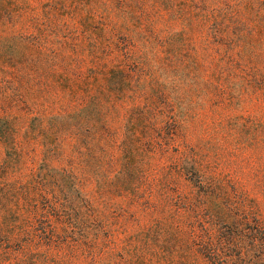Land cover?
I'll list each match as a JSON object with an SVG mask.
<instances>
[{
  "label": "rangeland",
  "instance_id": "374dc122",
  "mask_svg": "<svg viewBox=\"0 0 264 264\" xmlns=\"http://www.w3.org/2000/svg\"><path fill=\"white\" fill-rule=\"evenodd\" d=\"M237 204L264 227V0H0V264L199 263Z\"/></svg>",
  "mask_w": 264,
  "mask_h": 264
},
{
  "label": "trees",
  "instance_id": "16d2710c",
  "mask_svg": "<svg viewBox=\"0 0 264 264\" xmlns=\"http://www.w3.org/2000/svg\"><path fill=\"white\" fill-rule=\"evenodd\" d=\"M93 141L88 139V150ZM195 247L201 260L193 264H264V227L248 208L230 205L227 212L208 213ZM186 257L192 259L195 254L189 252Z\"/></svg>",
  "mask_w": 264,
  "mask_h": 264
}]
</instances>
